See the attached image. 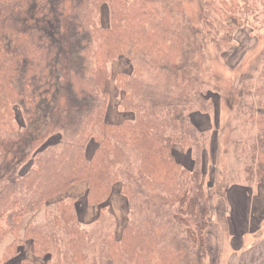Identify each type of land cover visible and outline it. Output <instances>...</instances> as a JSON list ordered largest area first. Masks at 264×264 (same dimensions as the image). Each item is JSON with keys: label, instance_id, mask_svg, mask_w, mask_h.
I'll use <instances>...</instances> for the list:
<instances>
[{"label": "trees", "instance_id": "16d2710c", "mask_svg": "<svg viewBox=\"0 0 264 264\" xmlns=\"http://www.w3.org/2000/svg\"><path fill=\"white\" fill-rule=\"evenodd\" d=\"M250 1H205L215 15L209 25L223 30L214 38L218 47L223 41L232 46L233 34H226L232 26L252 22L258 8H251ZM104 7L109 25L101 21ZM176 11L184 15L181 2L160 9L154 0H0V177L12 154H20L16 159H26L29 166L0 189V243L14 236L4 261L24 244L23 232L45 264H207L208 223L189 221L206 196L203 182L198 183V162L189 170L173 152L175 144L185 147L190 118L183 115L184 101L175 102L166 86L181 79L193 86L184 61L185 45L192 40ZM122 58L132 71H117L112 78V63ZM143 60L144 69L160 78L167 74L171 81L148 84ZM110 79L120 93L119 108L132 114L120 123L106 120ZM257 81L255 102L264 105V63ZM63 96L66 104L57 108ZM250 105L255 108L253 101ZM17 113L23 125L16 130L11 121ZM57 126L63 132L60 145L29 157L38 133ZM257 126L258 154L246 167L249 183L264 176V113L258 114ZM190 127L187 134L195 139L198 131ZM91 140L97 146L90 158ZM81 181H87L90 206L102 210L117 182L127 199L121 238L113 228L108 233L111 247L95 255L89 251L95 241L89 225L101 217V210L94 223L85 225L78 217L77 198H70L58 201L45 222L34 220L49 199ZM172 228H179L176 237L184 234L174 244Z\"/></svg>", "mask_w": 264, "mask_h": 264}, {"label": "rangeland", "instance_id": "374dc122", "mask_svg": "<svg viewBox=\"0 0 264 264\" xmlns=\"http://www.w3.org/2000/svg\"><path fill=\"white\" fill-rule=\"evenodd\" d=\"M205 1L154 0V3L160 9H164L175 7L177 2H181L184 15L176 11L175 16L180 20L181 27L185 30L184 34L197 44L195 46L192 41L187 42L184 54L185 67L190 71L193 86L190 87V83L182 79L173 81L171 86H166L173 97L177 98L175 102L180 104L181 100L184 101L183 115H189L190 118V123H185L184 128L187 138L185 147L175 144L173 152L178 162L189 170L194 169L196 160L198 162V183L203 182L206 196L199 202L198 215L195 218L189 216V221L194 225L198 223L196 221H200L199 223L207 221L208 223L204 233L208 247L207 264H232L238 252L235 251L236 254H234V248L230 245L229 222L228 219L224 220L223 216L227 214L228 217L229 215L228 189L243 186L249 188V193H253L251 188L256 184L255 181L249 183L247 180L246 167L255 163L252 157L258 150L254 149L257 143V116L264 113V105L257 104L255 102L257 98L253 95L255 87L258 86V71L264 63V0L250 1L251 8H258V13L250 16L251 23L239 29L232 26L231 30L226 31V34L230 31L233 34L230 47L224 41L219 47L214 42L215 37L219 38L223 35V30L219 26L209 25L215 15L214 10L207 6ZM102 11V24L109 25L107 8L104 7ZM215 29L222 31V34L219 35ZM118 63L120 64L115 67V71L123 70L127 73L132 71V64L127 62V58L122 62L118 60ZM142 67L148 84L156 81L164 82L166 78L171 81L167 74H165L166 77L164 75L160 78V75L157 76L154 72H150L148 68L144 69L146 67L144 60ZM187 82L189 88L188 86L185 88ZM107 89L110 92V98L106 120L110 123H120V121L132 118L131 113L123 112L119 108L117 103L120 93L113 80L107 85ZM182 92L183 96H181ZM252 101L254 109L250 105ZM262 101L264 102V97ZM65 104V96H63L61 101L58 100L57 108L63 109ZM60 114L62 116L63 111ZM57 119L59 124L62 123L59 116ZM52 123L54 120L48 121L47 125H52ZM11 124L16 130L18 129L17 124L23 125L20 113H17V118L12 120ZM189 125L198 131L195 139H190L191 135L187 134L193 129ZM49 129V131L44 130L38 133V137L30 146L28 156L32 155V159L33 154L43 147L60 145V136L63 135L61 129L52 127ZM96 146L94 140L89 142L88 157L91 158ZM16 158L20 159V154L10 156L8 167L0 177V189L4 183L27 171L28 161ZM202 172L205 177H201ZM121 184L117 182L114 185L108 202L102 204L104 207L102 210L100 206L91 207L87 204V186H85L87 190H80L76 197L78 217L85 225L94 223L101 210V217L96 221L97 223L89 225V230L95 236V241L90 243L89 249L92 255L111 247L108 233L113 228L116 238H121L122 229L128 220L127 199L121 192ZM195 194L196 191L193 190L192 195L195 196ZM62 199L63 197L48 200L41 214H38V218L43 215L41 223L45 222L47 214L54 213L51 210H55L56 202ZM92 209L98 212L93 218ZM36 214L34 220L39 223L38 218L35 219ZM177 229L179 228H172L170 232L172 244L176 239L181 241L184 237L181 231L176 237ZM21 233L24 244L19 246L16 256L7 261L3 259L6 243L12 242L14 236L9 235L0 243V264H43L46 260L44 256L36 254L32 241L26 240L24 233Z\"/></svg>", "mask_w": 264, "mask_h": 264}, {"label": "crops", "instance_id": "0c3cea01", "mask_svg": "<svg viewBox=\"0 0 264 264\" xmlns=\"http://www.w3.org/2000/svg\"><path fill=\"white\" fill-rule=\"evenodd\" d=\"M124 60L125 58L119 59L121 62ZM119 64L118 60L112 63V78L118 71H115V67ZM111 81L112 79L108 81V84ZM86 184L87 181H81L54 198L55 200L59 197H63L62 200L76 198L80 190L86 189L85 186L88 189V184ZM251 189L253 193H249V188L243 186L232 187L227 191L229 215L227 217L226 214L223 217L229 222L230 245L234 248V254L238 252L234 256L235 261L232 264H264V176L252 185ZM57 202L55 210H51L54 213L57 210ZM42 210L37 212L35 219L38 218V214H41ZM97 214L98 212H94L92 209V218L96 217ZM42 221L43 215H40L38 222L41 223Z\"/></svg>", "mask_w": 264, "mask_h": 264}]
</instances>
